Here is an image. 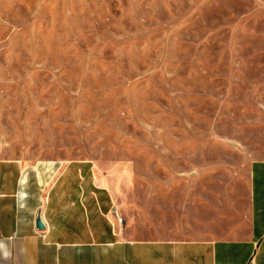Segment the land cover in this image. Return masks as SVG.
Here are the masks:
<instances>
[{
  "label": "rangeland",
  "instance_id": "rangeland-1",
  "mask_svg": "<svg viewBox=\"0 0 264 264\" xmlns=\"http://www.w3.org/2000/svg\"><path fill=\"white\" fill-rule=\"evenodd\" d=\"M256 158L264 0H0V161L23 163L21 199L82 168L120 234L213 236Z\"/></svg>",
  "mask_w": 264,
  "mask_h": 264
},
{
  "label": "crops",
  "instance_id": "crops-1",
  "mask_svg": "<svg viewBox=\"0 0 264 264\" xmlns=\"http://www.w3.org/2000/svg\"><path fill=\"white\" fill-rule=\"evenodd\" d=\"M22 172V162L0 161V264H264V158L251 162L247 191L228 201L215 235L192 238L120 234L113 192L82 168H65L34 206L21 199Z\"/></svg>",
  "mask_w": 264,
  "mask_h": 264
},
{
  "label": "water",
  "instance_id": "water-1",
  "mask_svg": "<svg viewBox=\"0 0 264 264\" xmlns=\"http://www.w3.org/2000/svg\"><path fill=\"white\" fill-rule=\"evenodd\" d=\"M35 225L38 229H44L46 226H45V223L42 219V213H41V210L37 213V216L35 218Z\"/></svg>",
  "mask_w": 264,
  "mask_h": 264
}]
</instances>
